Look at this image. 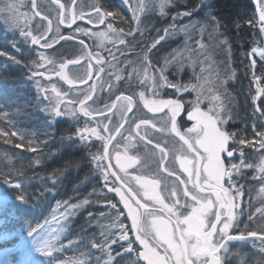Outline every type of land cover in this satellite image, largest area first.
<instances>
[{"label": "trees", "instance_id": "obj_1", "mask_svg": "<svg viewBox=\"0 0 264 264\" xmlns=\"http://www.w3.org/2000/svg\"><path fill=\"white\" fill-rule=\"evenodd\" d=\"M34 2L39 15L35 14ZM93 2L94 6L90 8L92 4L90 0H59V3L55 0H0V49L13 52L10 42L13 38L17 41L23 40V37L19 36V30L25 25L34 35L46 32L47 42L55 38L54 33L49 36V21L62 28L61 36H70L72 30L65 29L61 23V4L64 5L65 10L68 5L70 9L74 5L76 14L84 18L86 13H90V9L95 10L97 5H102L101 11L114 13L107 17L113 28L122 33L125 47L120 55L112 58V62L107 52L93 49L92 56L99 58V69L103 68L105 71V75L98 82L99 86H103L110 67L122 69L120 72L117 71L116 75L119 73L120 78L123 76L127 84H129L127 77L132 73L130 69L139 66H150L151 74L155 75L157 71L160 72L163 63L167 64L172 59L176 61L174 50L185 44V47L190 49L187 52L192 55L191 62L196 63L197 66L195 71L186 73L181 72V67L175 65L173 68H177L176 75L182 73L183 77L180 81L171 77L172 83L179 87L190 86V97L195 90L204 89L201 84H204L206 92L211 91L212 95L219 96L216 106L223 108V116L230 117L226 125L229 131L235 129L239 134L241 130L249 132L256 118L264 122V116L256 111L257 105L264 109V96L255 102L252 99L258 86L253 78V72L255 76L264 77V62L260 60L258 54H251L252 47H264V34L260 31L259 11L255 0H213L215 16L223 25L216 32H213L212 26L206 22L203 12H193L191 16H175L177 12L190 11L198 0H172V6L164 15L159 13V7L151 9L145 1H141L140 6L132 0L126 2L93 0ZM10 4H15L16 8L8 10ZM128 4L130 8H127ZM135 6L136 17L131 13V9L136 11ZM57 11L59 17L56 16ZM14 17L18 19V23ZM84 18L79 19L77 23L90 28L84 24ZM193 21L196 22L195 26L191 23ZM234 21L239 22L238 29ZM249 21H254L255 27ZM78 24L73 30L77 29ZM186 26L189 42L183 41L181 37L170 40ZM165 28H168L169 35L163 31ZM157 29H160L159 33ZM158 36L165 38L155 49H152L146 61L143 46L150 45L151 39ZM72 38L74 40L58 39L51 48L47 49H40L38 45L21 44L20 47L25 49L21 59L31 62L32 59L38 60L39 55L43 53L52 61L51 65H46L47 69H50V66L59 67L60 63H65L67 69H90L91 60L88 51L77 42L82 38ZM225 39L228 41L227 44L224 43ZM40 42L46 41L42 39ZM84 42L90 50V41ZM30 49L36 51L32 52ZM13 54L20 56L19 53L13 52ZM81 54L84 55L80 57L81 62L73 66L69 61ZM253 59L256 60L255 69L251 67ZM50 72L51 79L40 77L41 83L44 81L48 84L50 82L56 84L62 93L67 94L64 97L65 101H68L69 96L83 99L88 95L90 86L69 87V83L56 76L55 71ZM28 76L27 68L0 57V130L14 129L22 138L10 137L11 143L5 142L8 138H0V181L7 178L22 182L29 197V205L26 206L11 201L0 206V233H11L14 237L7 242H0V264H31L32 260L42 259L34 251L30 255L26 252L25 242L28 240L26 229L38 225H43L42 228L38 227V231L55 249L53 264H113V261L117 264H133L137 255L135 251L125 253L123 259L114 255L121 250L122 245H126V242L118 240L121 231L118 232L115 228L118 226L123 228L124 221L120 212L119 216H116L117 207L113 209L112 203L108 207L109 203L100 186L92 192L90 187L92 164L88 151L80 144L70 143L67 139L69 134L75 132L77 122L69 115L60 122L49 124L48 116L41 111L44 102L37 95L35 85ZM70 78L73 79V76ZM259 86L264 87V79H261ZM164 91H167V86ZM135 92L138 93V90H129V86H126L125 93L137 103L135 116L130 117L128 126L139 119V99ZM74 106L77 109L80 105L77 103ZM92 108L95 109L94 116H97L108 112L112 107L93 105ZM107 119H87L80 115L79 126H84V122L87 121L92 127H96L99 122L100 128H103L102 123H106ZM103 134L109 135L107 132ZM253 137L247 139L254 141L255 147L234 145L242 149L245 163L252 165V170L246 172L245 178L241 179L243 183L239 184L243 186L242 196L245 200L242 207L244 213L238 219L240 223L238 227L243 229L242 233L246 236H250L247 233L254 231L256 235L264 237V179H262L264 173L260 172V168L264 166L261 160L264 149H259V138ZM15 143L25 145L30 143L36 147V151H28L27 147L16 148ZM90 143L99 144L94 138ZM95 150V148L91 149V151ZM248 176L258 180L257 184L251 186ZM0 190H3L2 187ZM71 205L79 207L70 209ZM69 209L72 215L67 219L62 218L61 214ZM255 212L259 215L253 220L250 219L249 217ZM112 239H117L118 242L111 245L110 250L107 246L104 249L92 247L93 243L104 244ZM249 239L252 243L264 246L261 244L262 239ZM246 245L240 244L237 251L240 255L252 257V253L248 254L243 249L248 247ZM132 247L135 249L134 244ZM260 258L264 264V258Z\"/></svg>", "mask_w": 264, "mask_h": 264}, {"label": "snow or ice", "instance_id": "obj_2", "mask_svg": "<svg viewBox=\"0 0 264 264\" xmlns=\"http://www.w3.org/2000/svg\"><path fill=\"white\" fill-rule=\"evenodd\" d=\"M59 3V0H55ZM166 0L161 3V12L163 14V9L165 7ZM35 7V4H33ZM64 8V5H60ZM16 8L15 4H10L8 10H14ZM102 5L96 6V21L99 23L104 22L105 16H112L114 13L111 11L101 12ZM259 22L260 31L264 34V0H260L259 6ZM193 12H203L204 18L208 24L212 26L213 32L218 31L223 25L219 19L215 16V9L213 5V0H198V3L192 7L190 11L180 13L177 12L175 16H191ZM39 15V12L35 13ZM175 16L173 19H175ZM14 19H18L14 17ZM66 22V21H61ZM195 26V21L191 22ZM235 27L239 28V22H233ZM255 27L254 21H249ZM111 28V24L108 25ZM171 27V26H170ZM51 29V21H49V29ZM122 30V29H121ZM160 29H157L159 33ZM166 35H169L168 28L163 29ZM203 31V28L201 29ZM131 34V33H129ZM19 36L23 37V40L17 41L15 38L10 42L13 52L19 53L20 56L14 55L13 52L5 51L0 49V57H5L8 61H12L15 65L22 66L28 69V78L32 80L35 85V90L37 95L43 100L44 107L41 111L48 116V123L54 124L66 119L69 115L77 122V127L74 133L68 135L67 139L70 143L76 142L83 146L85 150L88 151L90 157V163L94 165V172L99 180H101L105 187H108L109 192H114L116 196L119 197V202L123 204V208L127 209V218L131 220V228L124 229L121 228L120 235L118 237L119 241L126 242V245L121 246V250L115 252V256H119L123 259L125 253L136 252V260L133 264H139L140 260H143L145 264H221V256L217 254L223 249L225 253L228 252V241H243L246 239L245 233H240L238 235L230 234V230L238 227V224L234 223L237 220V216L232 212L233 207L238 205L233 204V200L237 197L243 195V186H237V182L233 179V171L236 170L237 174L241 166L243 165L244 153L241 148L235 147L234 145H247L249 147H255V143L252 140H248L246 137H242L238 130L229 131L226 127L228 125L230 117L225 115L221 116L223 108H216L211 106L207 111L201 110L199 99L190 101L189 108L185 112V118L188 122L184 124L178 122V116L182 112V104L176 100L172 99H161L159 105L153 108L149 105L147 101H144L145 107L148 111H163L165 108L170 110V122H171V132L187 146L188 152L192 153L191 159H181L180 167L187 173L188 182L193 183L194 189L198 192H204L207 187L209 193L208 196L198 195L196 192H190L185 189L184 196L191 198L194 203H185L181 207L187 209V211L181 212L175 205L165 204L163 199L159 195L150 194L149 184L150 182L142 179L141 176H136L135 181L140 185L141 188L145 189L144 197L147 200H152L159 204L160 211H166L168 213L167 217H158L153 215L150 222L151 231L147 226L142 225L141 216L139 209H144L145 213L148 212V208L145 204L141 203L140 200H135V206L132 201L134 196L131 194H126L121 189L124 184H127L131 188L132 181L128 179V173L126 172L127 167H131L136 163L131 157L127 158V163L121 162V157L116 155V166L119 167L120 172L123 175L110 171L113 167L111 165V160L113 158V152L109 150V143L112 139L111 133L118 131V128H100L99 122H97L96 127L88 125V122H84V126H79L80 115L85 117L90 116L92 111L95 109L92 106H86V101L92 99L91 95H85L83 99L76 97H68V102H65L66 93H62L55 84L51 85V92H49V87L41 83L40 77L45 79H51L52 73L47 69L46 65L52 63V61L43 53L39 55V59H32L31 62L28 60L21 59L24 55L25 49L20 47L21 44H31L38 45L42 39H45V43L42 45L43 48H51L52 44L46 40V32H39L37 35L33 34L31 29L25 27L20 28ZM164 36H158V38H152L150 45L145 44L143 46L144 59L147 61L149 59V54L152 49H155L157 45L163 40ZM59 39L70 40L71 36H60ZM83 44V41H80ZM120 43H124L121 39ZM224 43L227 44L228 41L225 39ZM30 51L35 52V49H30ZM251 54H258L260 60L264 62V47H252ZM99 59V58H98ZM72 64L79 63V60L69 61ZM65 63H60L59 71L57 75L61 79L65 80L69 84L72 81L64 73L63 69L66 68ZM256 60H252L251 67L255 69ZM8 67V65H4ZM41 69H44L41 71ZM103 71V68L99 69ZM164 69H160L161 80L170 84L172 87H177L175 84H171L167 77L163 75ZM253 78L257 83L256 93L252 97L253 101H258L261 96H264V87L259 86L261 79L264 77L255 76L253 72ZM119 79V77H117ZM187 90V89H185ZM141 99L144 97V93H140ZM119 99V97H118ZM213 100H219V96H213ZM125 105H122L121 119H124V112L132 111L133 101L131 97H124ZM79 104L81 107L79 110L75 108V104ZM155 103V102H153ZM64 105L63 108L61 105ZM71 104V107H70ZM115 105H113L114 107ZM256 111L264 116V109L259 105L256 107ZM7 115V114H5ZM167 116L168 113L165 112ZM135 116V113H133ZM141 123L144 125L150 124V120L141 119ZM137 128L140 127L139 124L136 125ZM98 128L100 130H98ZM253 130L255 137L259 138V149H264V130L256 129L253 125ZM107 132L109 135L105 136L103 133ZM10 137H17L22 139L16 130L5 131L0 130V138H8L5 142L11 143ZM95 139L99 144H91L90 141ZM144 139V137H140ZM16 148L24 149L27 147L28 151L35 152L36 147L32 146L30 143L25 145L23 143H15ZM95 148V151L91 149ZM163 152V148L160 149ZM239 155L241 162L238 164L233 162L231 158L235 155ZM262 163H264V154L261 156ZM248 168L252 165L248 164ZM260 172L264 173V166L260 168ZM169 175H172L169 172ZM115 177L116 179H112ZM194 178V179H193ZM227 178V180H225ZM264 179V177H262ZM117 181H122L123 183L117 184ZM228 183L230 188L233 189L230 192L229 188L224 186V183ZM181 183H185L181 181ZM0 206L6 205L7 203L15 202L18 205L26 206L29 205V197L25 189V185L20 181H14L11 179H3L0 181ZM156 187L155 182H151V188L154 192ZM10 190H15L10 191ZM175 195V193H173ZM214 196L215 200L211 197ZM111 201V198H109ZM87 203V201H85ZM79 207L78 205H71L70 209ZM111 207L115 209L117 205L115 203L111 204ZM216 207L215 212L212 209ZM67 210L65 213L61 214L62 218L67 219L72 215L71 210ZM219 209H227V212H221ZM91 215V214H90ZM119 216V211L116 213ZM251 218V217H249ZM42 228L43 225H38ZM38 227H28L26 229V237L28 240L26 243V252L30 255L31 252H35L42 259L32 260L31 264H53V253L55 249L46 240L42 233L38 231ZM131 231L134 232L135 240L129 238L127 233ZM154 232V235L152 234ZM247 235H256V233L249 232ZM151 236V239H149ZM14 237L11 233H0V242H7ZM117 239H112L111 241H106L104 244L93 243V248L104 249L106 246L111 249V245L116 244ZM139 243L140 248L133 249L132 245ZM71 241H69V244ZM261 244H264V239L261 240ZM163 249V252L158 249ZM142 249V250H141ZM113 264L117 262L113 261Z\"/></svg>", "mask_w": 264, "mask_h": 264}, {"label": "rangeland", "instance_id": "obj_3", "mask_svg": "<svg viewBox=\"0 0 264 264\" xmlns=\"http://www.w3.org/2000/svg\"><path fill=\"white\" fill-rule=\"evenodd\" d=\"M125 1L126 0H122ZM133 2H136V5L140 6V2L141 1H145L146 3H148V5L150 6V8H154V7H159V13L162 14L161 12V3L164 2V0H132ZM171 1L172 0H166V4L165 7L163 9V14L164 15L166 13V11L172 6L171 5ZM259 1L257 0L255 1L257 3V5L259 6ZM90 2H92V4H90V8L91 6H94V2L93 0H90ZM74 6V5H73ZM70 9V5H68L66 12H64L62 20L66 21V22H62V26H64L66 29H71V24L72 21L74 23V25L78 24L77 22L79 21V19L84 18V17H80L78 14H76L75 11V7H73ZM127 8H130V4H128ZM70 9V12H69ZM74 9V11H72ZM136 9V6H135ZM71 11L73 12L72 17H71ZM91 11V10H90ZM259 11V10H258ZM131 13L132 16L136 17L137 16V9L134 12L131 9ZM56 16L59 17V12H56ZM92 23L99 25V22H95L96 21V16H94L91 19ZM53 24V30L51 32V34H55V38L54 40H50L49 43H51L52 45H54L57 40L59 39V37L62 34V28L59 25H54ZM111 24V21H107L105 24V27L102 28V30H92L90 28H87L85 26H82L80 24H78L77 29L73 30V33L71 32L72 37H80L82 38V40L89 42L91 40L93 48L97 51H105L107 52V56L110 60V62H112V58L120 55V52H122V50L124 49L125 45L124 43H120L121 39H124L123 35L121 32L117 31L116 29L113 28V26L111 25V28L108 27V25ZM178 33V32H177ZM173 35V37L170 39L172 40L173 38H179L181 37L183 41H188L190 40L189 36H187V26L183 28L182 31H179L178 34ZM65 41V40H62ZM60 41V42H62ZM44 44V42H40V44H38V47L40 49H45L42 47V45ZM83 45V44H82ZM87 51L89 50L88 46H85V44L83 45ZM188 49L187 47H185V44L180 46L179 49H175L173 52V55L176 59V61H174V59L170 60V62L167 64L163 63V67L162 69H164L163 71V75L167 77L168 81H170V78L173 77L176 80H181L182 79V73H180L179 75H176L177 73V68H173L175 65H177L178 68L181 67V72L185 71L186 73H188V71H195L196 68V63H192L191 62V57L192 55L187 52ZM90 51V50H89ZM88 51V54H89ZM189 53V54H188ZM84 55H77L75 58H72L71 60H79V63L81 62V58ZM183 59H186L184 62L182 61ZM94 62H96L97 64H99L98 59L93 57ZM180 60V61H178ZM79 63L77 64H73V66H77L79 65ZM72 64V63H71ZM48 65H51L48 64ZM53 65V64H52ZM60 65V64H59ZM51 68L48 69L49 71H55L56 76L57 72L60 70L59 67H53L50 66ZM150 67V66H149ZM148 66L147 67H143V66H139L138 68H133L130 69V71H132V73H130V75H128L127 79L129 81V84L125 83V86H129V90H138V93H136V97L139 99L138 103H139V119L136 122H132V124H130L129 128H127V133H134L135 136H133V139L136 141H142V139H140V137H144L147 138L146 140L150 141L151 138H156L157 141L152 140L153 142L157 143L155 146L157 147H166L169 143L175 144V146L180 145V147L184 148L181 149V155L182 154H186V152L184 151L185 149H187V146L183 144L182 141L179 140V138L177 136H175L174 133L171 132V122H170V110L165 108L163 111H148V108L145 107L144 101H147L149 103L150 106H152L153 108L158 107L159 105V101L161 99L167 100V99H172V100H176L178 102H180L183 106L182 108V112L181 114L178 116V122H182L184 124H187L188 122L186 121L185 118V112L188 110L189 108V104L190 101L193 100H197L199 99L200 102V107L201 110L203 111H207L209 107L214 106L217 108L216 106V100H213L209 97H213L215 95H212L210 92H206V89L204 84H201L200 86L204 89H199V90H195L194 92H192V96L191 92H190V86H180L176 85L177 87H172L170 86V84L163 82L161 80V72L157 71V73L154 75V73L151 74L152 69H150ZM53 68V70H52ZM109 74L111 75V77H113L115 75L114 78H116L115 80L117 81V77H119V73L116 75L117 71H120L121 69L117 68V67H110L109 68ZM115 69H119V70H115ZM64 73L68 76V78L72 81L71 84H69V87H73L75 85L80 86V87H84L85 83L89 82L90 77L92 76L91 82H89L88 86L91 85V83L94 81L95 84H97L96 86H99V83H96L98 80L100 81V79L102 78L101 71H99L98 67H95L91 70L90 73V69L88 68V70H80V68H75V69H64L63 70ZM73 76V79L70 78L71 76ZM113 75V76H112ZM101 76V77H100ZM123 79V76H121V78L119 77L118 80ZM62 80V79H61ZM98 81V82H99ZM126 81V80H125ZM42 83L46 86H51L53 83H49L48 82H44L42 81ZM74 84V85H73ZM171 84H174L171 82ZM56 86V84H55ZM87 86V85H86ZM167 86V91H164V88H166ZM60 90V88H58ZM187 89V90H185ZM49 92H51V87H49ZM143 92L144 93V97L143 99H141L140 97V93ZM210 93V96H209ZM151 96H148L150 95ZM153 94V95H152ZM88 95H91V91H89ZM89 101V102H88ZM88 104L90 103V100H88ZM68 102V101H65ZM155 102V103H153ZM86 104V105H88ZM123 105H125V101L122 102ZM64 105L62 104L61 107H63ZM93 106V105H91ZM95 106V105H94ZM71 107V104H70ZM81 106H79L77 108V110L80 109ZM108 108V107H107ZM112 109V108H111ZM110 109V110H111ZM120 110V111H119ZM121 111L122 108L118 109L116 114H119L118 118H119V122L122 123V119H121ZM165 112L168 113V115H165ZM128 112H124L123 115L125 116ZM95 111H92L91 115H94ZM221 116H223L222 112H221ZM102 119V118H99ZM104 119V117H103ZM141 119H148L150 120V124L148 125H144L141 123ZM107 122V121H106ZM120 123H117V126L120 125ZM107 124V123H106ZM105 123H102V127L106 126ZM139 124L140 127L137 128L136 125ZM253 125H255L256 129L259 130H264V122L261 121L260 119L256 118L254 120V122L251 124L250 126V130L249 132L247 131H242L240 132V135L242 137H246V138H250V137H255L254 134V130H253ZM253 137V138H254ZM258 138V137H255ZM132 140V139H130ZM173 140V141H172ZM136 145H134L131 141H128V144L126 146V150L125 153L126 155H130L132 154V148L135 147ZM139 148L140 146L143 145H138ZM169 146V145H168ZM240 147V145H238ZM237 147V146H236ZM144 148V146L142 147ZM146 148V147H145ZM146 152V151H145ZM162 156H164L163 153H161ZM241 162V158L239 156V161L238 164ZM252 170V168H248L247 164L245 163V159L243 158V165L241 166L239 173L237 174L236 170H234V176L237 177V181L244 179L245 176L247 175L246 172H250ZM252 175L254 176V172H252ZM249 178L250 184L251 186L253 184H257L258 180H253V177ZM239 183L241 184V182L239 181ZM242 199V196L239 197V202H238V208L235 209V207H233V212L234 214L237 216V218H241V216H243V211H242V207L240 204V201ZM264 213V212H263ZM259 215L258 212L253 213V215H251V218L253 220V218ZM237 221V220H236ZM235 221V222H236ZM234 222V223H235ZM1 224V223H0ZM239 245V244H238ZM248 245H250V242L248 243ZM251 247H253L252 249V257H246V255L242 254L240 255L239 253L235 254V261L234 264H262V258H264V246H259L255 243H251ZM264 261V260H263Z\"/></svg>", "mask_w": 264, "mask_h": 264}, {"label": "flooded vegetation", "instance_id": "obj_4", "mask_svg": "<svg viewBox=\"0 0 264 264\" xmlns=\"http://www.w3.org/2000/svg\"><path fill=\"white\" fill-rule=\"evenodd\" d=\"M62 9V8H61ZM91 10V9H90ZM74 11V9L72 10ZM71 11V17L73 12ZM64 12H66L65 8L62 11V17ZM103 13V11H101ZM96 16V10H91L90 13H86L85 14V18L83 19V22L86 26H89L90 29L92 30H102V28L105 27L106 22L108 21V17L105 16L104 18V22L100 23L99 25H96L94 23H92L91 19ZM61 17V18H62ZM90 18V21H89ZM62 23V22H61ZM71 29H69V31L73 32V27H76L72 21L71 24ZM66 29V28H65ZM68 31V30H67ZM72 40H74L72 38ZM82 41V40H81ZM79 44L80 41H77ZM84 42V41H83ZM85 44V46L87 45L85 42L83 43V45ZM93 45L92 42L90 40V54L92 55V51H93ZM93 57V56H92ZM91 60V59H90ZM95 67L99 68V64L98 66L94 64V62L91 60V65H90V73L91 70ZM115 70H119V69H115ZM122 70V69H121ZM120 70V71H121ZM110 69H108L109 73ZM119 71V72H120ZM101 76L105 75V71H101ZM100 76V77H101ZM105 77V76H104ZM116 78L111 77L110 74H107V76L105 77V81L103 86H96L97 84L94 83L95 80H93V82L90 85V91H91V97L92 99H90V105H99V106H103V107H112L111 110H109L108 112L104 113H110L112 110L113 113L105 116L104 118H108L107 119V124L106 127L108 128H118V130L120 129V127L122 126V124L124 123L127 115L129 114V112L124 116V119L122 121V123H120L118 120V116L119 114H116L118 109L122 108L121 106L123 105L122 102L125 101L124 97H131L129 95H127L126 92V86H125V81L124 79L115 80ZM99 81V80H98ZM98 81L96 83H98ZM119 97V99H118ZM131 99L134 101L135 105V110L134 112L137 110V103L135 102V100L131 97ZM113 105H115L113 107ZM133 108V107H132ZM120 111V110H119ZM133 112V113H134ZM133 115V114H132ZM131 115V116H132ZM130 116V117H131ZM94 115H90V119H93ZM130 117L128 119V122L125 126V128L122 130V132L119 134V136L113 141V143L111 144L110 147V151L113 152V158L111 160V165L113 166L110 171H114L117 172L121 175H123V173L120 172L119 167L116 166V155H119L121 158L124 159V162L121 161L122 163H127V158L131 157L134 160H136V163L133 164L131 167H127L125 170L128 173V179L132 181L131 183V188L128 187L127 184H124V187H122V191L125 192L126 194H131L132 196H134V199L132 201L133 205L135 206V200H140L141 203L145 204L148 208V212L145 213L144 209H139L140 213H142L143 215L141 216V223L144 226H147L149 228V230L151 231V227H150V222L153 218V215L158 216V217H167L168 213L166 211L161 212L160 211V205L155 203L152 200H147L144 197V191L145 189L141 188L140 185L138 183H136L135 181V177L136 176H141L142 179L147 180L150 182L149 184V192L150 194H156L159 195L161 199H163L165 204H168L170 206L175 205L176 208H178L181 212L187 211V209H184L183 207H181L183 204L188 203V204H192L194 203V201L191 200L190 196L189 197H185L184 196V191L185 189H187L190 194L192 192H196L198 195H202V196H208L209 193L207 191V187L206 190L204 192H198L196 189H194L193 187V183L188 182V176L187 173H185L181 167H180V160L181 159H191L192 158V153L188 152L187 149H185L184 151L186 152V154H180L181 153V149H184L182 147H180V145L175 146V144L169 143L166 147H157L156 148V144L154 141H157L156 138H151L150 141L146 140L147 138L143 139L142 141H136L133 139L134 133H127V126L128 123L130 121ZM117 123H120V125L117 127ZM129 128V126H128ZM118 131H114L112 134V139L114 138V136L116 135ZM111 139V141H112ZM132 139V140H130ZM110 141V143H111ZM128 141H131L134 145H136L135 147L132 148V154L130 155H126L125 153V148L128 144ZM173 141V140H172ZM109 143V144H110ZM143 145L144 148H142L143 146H139L138 145ZM146 147V148H145ZM161 148H163V152H161ZM146 151V152H145ZM164 154V156H162V154ZM233 162L238 163L239 161V155H235L233 158H231ZM91 169H90V187L92 192H94L98 186H100V190L103 191L106 201L109 203L108 207H110V203H115L117 205L118 211L120 212V215L124 221V229H130L131 228V221L129 218H127V212L126 210L123 208V204L121 202H119V197L116 196V194L114 192H109L108 191V187H111V184L108 185V187H105L103 182L101 180H99L94 172V165H91ZM233 171V179L237 182V186H239V181L241 182V184L243 183L242 180L237 181V177H235L234 175V170ZM169 172L172 173V175H169ZM112 179H116L115 177H113ZM194 179V178H193ZM225 180H227V178H225ZM181 181H184L185 183H181ZM123 183L122 181H117V184ZM151 182H155L156 187L154 192L152 191L151 188ZM224 186L226 188H229L230 192L233 191L232 188H230V186L228 185V183H224ZM173 193H175V195H173ZM109 198H111V201H109ZM213 200H215V197L212 196L211 197ZM239 197H237L235 200H233V204L234 205H238L239 202ZM245 197L242 196V199L240 201L241 207L243 206ZM238 208L235 207V209ZM233 209V208H232ZM217 210L216 207H214L212 209L213 212H215ZM221 212H227V209H219ZM233 212V210H232ZM234 213V212H233ZM239 218H237V221L235 222L236 224H238V226L240 225ZM118 226V225H117ZM117 228V231L120 232L121 231V227H115ZM243 229L239 228V227H235L233 229L230 230V234L233 235H238L240 233H242ZM130 238L132 240H135V233L129 231L127 233ZM154 235V232L152 233ZM258 238H253L251 235L250 236H246V239L243 241H228V252L225 253L224 250L222 249L220 253H218V256H221V264H229L230 262L233 263V261H235V254H238V247L239 245H246L248 246L246 249L243 248L244 250L247 251L248 254H250L252 252L253 247H251V241H249L251 239H264L263 236L261 235H257ZM149 239H151V236H149ZM247 241V242H245ZM241 242V243H240ZM250 242V245H248V243ZM240 243V244H239ZM239 244V245H238ZM253 244V243H252ZM135 249L140 248L139 243H135ZM142 250V249H141ZM159 251H161V253L163 252V249H158ZM245 252V251H244ZM233 260V261H232ZM141 264H144L141 260H140Z\"/></svg>", "mask_w": 264, "mask_h": 264}, {"label": "water", "instance_id": "obj_5", "mask_svg": "<svg viewBox=\"0 0 264 264\" xmlns=\"http://www.w3.org/2000/svg\"><path fill=\"white\" fill-rule=\"evenodd\" d=\"M255 1H257V0H255ZM34 4H35V2H34ZM63 10H64V8H62V11H63ZM35 12L37 13L36 5H35ZM258 15H259V12H258ZM52 27H53V26H52V23H51V29H50L49 36L51 35L52 29H53ZM49 36H48V37H49ZM62 40H63V39H62ZM58 44H59V43H58ZM86 46H87V45H86ZM88 51H89V50H88ZM89 57H90V59L94 62L93 57H92V55L90 54V51H89ZM94 64H95V65H98L96 62H94ZM91 79H92V76L90 77L89 82H91ZM89 82H88V83H85L84 86L88 85ZM132 101H133V100H132ZM88 102H89V101H88ZM88 102H86V104H88ZM133 104H134V101H133ZM114 110H115V109H114ZM114 110H112L110 113H107V114H101V115L94 116L93 119H99V118H103V117H105V116H108V115L112 114ZM134 110H135V105H133L132 111L129 112V114L127 115V117H126L124 123L122 124V126L120 127V129L118 130V132L116 133V135L114 136V138L112 139L111 143L109 144V149H110L111 144L113 143V141L119 136V134H120V133L122 132V130L125 128V126H126V124H127V122H128V119H129V117L133 114ZM86 118L89 119L90 117L87 116ZM121 161L124 162V159L121 158ZM119 183H120V182H119ZM120 184H121V183H120ZM123 187H124V186H123ZM125 210H126V212H127V209H125ZM130 221H131V220H130ZM252 237H253V238H258L257 235H254V236H252ZM141 261L145 264V262H144L143 260H141Z\"/></svg>", "mask_w": 264, "mask_h": 264}, {"label": "bare ground", "instance_id": "obj_6", "mask_svg": "<svg viewBox=\"0 0 264 264\" xmlns=\"http://www.w3.org/2000/svg\"><path fill=\"white\" fill-rule=\"evenodd\" d=\"M53 25V24H52Z\"/></svg>", "mask_w": 264, "mask_h": 264}]
</instances>
